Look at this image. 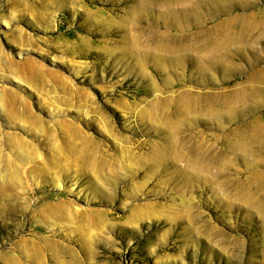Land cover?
Listing matches in <instances>:
<instances>
[{
	"label": "rangeland",
	"instance_id": "obj_1",
	"mask_svg": "<svg viewBox=\"0 0 264 264\" xmlns=\"http://www.w3.org/2000/svg\"><path fill=\"white\" fill-rule=\"evenodd\" d=\"M0 75V264H264V0H0Z\"/></svg>",
	"mask_w": 264,
	"mask_h": 264
},
{
	"label": "bare ground",
	"instance_id": "obj_2",
	"mask_svg": "<svg viewBox=\"0 0 264 264\" xmlns=\"http://www.w3.org/2000/svg\"><path fill=\"white\" fill-rule=\"evenodd\" d=\"M1 76V75H0ZM8 138H11V142L13 143V146H14V151H16V154H17V157L19 156V158H20V161L21 160H26L25 158H27V152H26V148H25V142H24V140H22V139H19V138H17V137H15V136H11V135H8ZM9 141H10V139H9ZM6 157V156H5ZM3 159V157H2V154L0 153V159ZM10 173H12V175H14L13 177L15 178H12L15 182H18L19 180H20V178H18L17 177V175H18V171H17V169L15 170H13V172H10ZM9 173V174H10ZM12 175H11V177H12ZM3 178V177H2ZM4 179V178H3ZM5 182H3L2 181V179H1V175H0V191H3L4 192V190H5V188L7 187L5 184H4ZM3 184L6 186H3ZM8 191V190H7Z\"/></svg>",
	"mask_w": 264,
	"mask_h": 264
}]
</instances>
